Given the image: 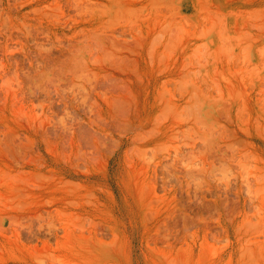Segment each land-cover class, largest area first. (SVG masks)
Returning <instances> with one entry per match:
<instances>
[{"label":"rangeland","instance_id":"rangeland-1","mask_svg":"<svg viewBox=\"0 0 264 264\" xmlns=\"http://www.w3.org/2000/svg\"><path fill=\"white\" fill-rule=\"evenodd\" d=\"M0 264H264V0H0Z\"/></svg>","mask_w":264,"mask_h":264}]
</instances>
